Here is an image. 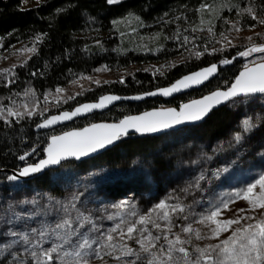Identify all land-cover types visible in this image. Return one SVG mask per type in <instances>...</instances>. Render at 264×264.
Wrapping results in <instances>:
<instances>
[{
  "label": "trees",
  "instance_id": "obj_1",
  "mask_svg": "<svg viewBox=\"0 0 264 264\" xmlns=\"http://www.w3.org/2000/svg\"><path fill=\"white\" fill-rule=\"evenodd\" d=\"M203 4L211 8L199 10ZM248 7H253L255 14L264 19V0H119L116 4H108L107 0H41L28 7H24V0H0V55L16 44L35 48L24 61L0 69L10 70L0 75V109L4 110V118H0V168L21 169L37 162L44 156L50 137L70 128L119 121L153 108L180 107L191 99L229 87L247 62L237 53L251 44L264 42V38L256 35L249 43L226 41L237 28L253 29L250 25L254 21L240 11ZM201 19L205 23L201 24ZM193 28L197 31H192ZM263 28L264 25L257 24L254 29L264 33ZM185 36L189 38L187 44L183 43ZM196 52L203 55L197 58ZM225 59L232 63L221 64ZM213 63L219 64V73L213 80L171 100L156 97L121 102L69 125L38 130L49 115L82 102L97 100L107 93L133 95L153 91ZM103 66L108 70L95 71ZM103 74L111 75L107 83H93L67 98L54 97L57 88L72 90L85 80L81 76L95 78ZM263 99L264 94L236 99L213 111L200 125L162 135L122 137L113 148L92 158L65 162L60 169L71 167L84 175L97 173L100 168L123 172V175L97 176L91 184L98 190V196L114 189L118 190V196L128 190L140 212L147 211L170 192L200 212L218 193L241 187L264 172V119L258 129L246 135L239 121L242 109L237 107L238 102L254 104ZM262 104L258 106L264 115ZM9 107L24 113L23 118L7 116ZM29 111L34 114L28 116ZM237 132L244 137L240 143L233 139ZM30 152H33L30 158L20 159ZM225 167L229 168L227 173L213 178L214 171ZM201 172L206 177L200 181L202 191L192 188L189 193L182 192ZM56 173L57 170H52L32 181L18 182L9 180L11 175L2 172L0 199L27 185L62 195ZM195 201L202 204H194Z\"/></svg>",
  "mask_w": 264,
  "mask_h": 264
},
{
  "label": "snow or ice",
  "instance_id": "obj_2",
  "mask_svg": "<svg viewBox=\"0 0 264 264\" xmlns=\"http://www.w3.org/2000/svg\"><path fill=\"white\" fill-rule=\"evenodd\" d=\"M118 2L119 0H107L108 4ZM232 7L239 8V5ZM205 8H211V6L203 4L199 10ZM240 11L247 13L254 21L250 25L251 28L254 29L257 24L264 25V19H260L255 14L253 7L240 9ZM135 19L139 20V17H135ZM114 23L117 22L114 21ZM203 23L205 21L201 19V24ZM199 30L203 31L202 28ZM207 30L211 33L212 27ZM192 31H197V28H193ZM236 31H240V29L237 28ZM220 35L227 39L223 33ZM255 35L264 38V33H255ZM36 39L39 40L40 37L38 36ZM247 39L251 42L253 37L250 36ZM188 41L189 38L185 36L183 43L187 44ZM26 50L34 52L35 48ZM215 51H224V49H213V52ZM253 53H264V44H251L245 51H240L237 55L247 58ZM201 55H203L202 52L195 53L197 58ZM259 61L245 63L243 70L239 72L234 83L226 91L217 90L200 100L182 104L179 111L175 108H168L145 112L139 116H125L118 123L92 124L80 130L65 132L59 136L54 135L44 149L47 157L36 164L23 168L19 175L28 176L39 173L49 166L60 165L62 161L70 158L80 160L112 145L121 137L126 136L130 129L138 133L158 132L187 121L201 120L212 107L237 96L248 97L257 93L264 94V55L259 57ZM220 63L230 64L232 60L225 59ZM216 68L217 65L212 64L211 67L183 77L170 88L159 91L168 96L182 88L200 84L212 76ZM107 70V66H103L95 71ZM8 71L10 70L4 69L0 71V75ZM81 79L91 80L92 78L81 76ZM94 82L100 83L99 80ZM120 82L123 83V79ZM63 91L62 88L56 89L57 93ZM156 94L150 92L146 95ZM73 98L69 97V99ZM140 98L139 96L131 97V99ZM119 99L121 98L118 96H102L98 103L83 104L72 112L65 111L59 116H51L38 127H48L61 120H71L81 113L102 109L112 101ZM6 111L7 116L10 117L20 116L23 118L24 116V113L14 111L11 107ZM33 114L31 111L27 113L28 116ZM0 118H4L3 109H0ZM260 122L259 116H257L256 122H253L251 117L243 119L241 121L243 133H251L260 127ZM243 138L240 132L235 133L233 137L236 143H240ZM20 159L24 160L25 157L21 156ZM197 162L198 160L193 161V163ZM228 171L227 167L217 169L213 172V178L218 179ZM17 178L15 175L8 177L9 180ZM205 178V174L201 172L195 178L194 183H189L181 191L189 193L192 188L202 191L200 181ZM80 195L73 194L65 201L49 196L48 205L44 209L29 212L26 215L13 212V206L10 204L8 211L12 213V219L7 220L9 224L40 215L47 217L53 210H55L56 219L54 222L45 219L39 223L38 227L22 232L9 229L3 235L12 239L7 243L0 244V256L20 245L27 256L21 259L20 255L12 252V260L8 264H13V261L15 264H29V261L31 264H93L94 260L100 261L101 264H108L105 257L114 259L117 264H264V172H261L258 178L241 187L218 193L215 198L207 201V206L203 207L200 212H196L193 205L184 204L174 192H170L144 212L138 211L135 204L129 205L127 200L120 201L112 207L117 210L126 206L130 207L131 211L127 214L129 218L125 219L120 211L102 216L100 219L109 221L120 218L118 223L107 229H103V226L93 218L94 210L88 209L85 214V211L78 207ZM239 200L245 201L248 207L241 209L230 207ZM21 203L36 205L38 202L33 199ZM194 204H202V202L195 201ZM100 211L107 212V208H102ZM229 211L233 212L231 217L226 215V212ZM194 224L200 225V227H194ZM226 233L227 235H225ZM205 240L217 242L203 246L194 243V241ZM127 241H132L138 247H134ZM46 244L49 246L45 247Z\"/></svg>",
  "mask_w": 264,
  "mask_h": 264
},
{
  "label": "rangeland",
  "instance_id": "obj_3",
  "mask_svg": "<svg viewBox=\"0 0 264 264\" xmlns=\"http://www.w3.org/2000/svg\"><path fill=\"white\" fill-rule=\"evenodd\" d=\"M41 0H24V7L33 6L36 4H39ZM258 29H251V30H240L234 33L232 37L227 39L226 41L229 43L231 41V44H239L241 42L249 43L250 41L247 39L248 37H255V33H258ZM264 32V28H263ZM252 39V40H253ZM264 43V42H263ZM259 43V44H263ZM28 48H34V46H29L25 43L16 44L14 45L10 50L1 53L0 55V69L3 66H6L8 64L14 65L17 63H20L24 61L26 58L31 56L34 52H29L26 49ZM264 55V53H253L250 57H247V62L249 61H259V57ZM111 78V75L109 74H103L98 75L95 78H92L91 80L85 79L81 80L76 86L72 88V90H69L68 88H62L64 89L63 92L56 93L54 97L56 99H63L67 98L68 96L77 94L80 91H83L91 86V84L95 83L94 81L99 80L100 83L107 81ZM240 99V98H238ZM236 100V99H235ZM234 100V101H235ZM261 101V103H260ZM256 101L254 104H249L244 102L243 104H240L242 102L237 103V107L239 109H242V112L240 114V123L243 119L251 117L253 122H256L257 116H259L262 119H264V115L261 111V108H259L260 104L264 105V99L263 101ZM259 102V103H258ZM259 104V106H258ZM256 105V106H255ZM258 107V108H257ZM261 123V122H260ZM259 128V127H258ZM257 128V129H258ZM250 134V133H247ZM246 134V135H247ZM80 171L76 170L75 168L71 167H65L63 169H58L56 176V182L57 184H60V189H62V195L61 193L52 194L48 191L37 189L34 185H27V186H21V189L19 191H12L7 196L0 199V217H3V219H0V244L7 243L11 237L3 235V233L7 232L9 229L15 230V231H25L31 228H35L39 226V223L45 219H47L49 222H54L56 219V213L55 210L48 215L47 217L40 215L35 216L32 219H24L20 220L15 223H7V220L12 219V213L8 211V207L11 204L12 211L21 213L22 215H26L29 212H36L38 210L44 209L48 205V197H54L56 200L65 201L73 196V194H82L80 195V201L78 203V207H81L83 211H85V214H87L88 209L94 210L92 212L93 218L96 219L97 223L99 225L103 226V229H107L109 227H112L115 223L119 222V217L115 221H109L106 219H100L102 216H105L109 213H116L117 211H120L121 215L127 219L128 212L131 211V208L126 206L123 209L117 210L116 208L112 207V205H115L119 203L120 201H129V205L135 204L137 208V204L135 203L133 197V193H129L128 190H125L126 192L122 191L123 193H120L117 196V191L114 189L113 191H108L110 193L102 194L98 196V190L93 187L94 184H91L97 176L102 175L101 177L110 176V175H123L124 173L121 171L116 170H102V168L98 169V172L96 173H90L87 174H81ZM84 180L85 182H83ZM19 184H16L18 186ZM35 199L38 203L36 205H33L32 203H21L22 201H32ZM87 202V203H85ZM233 209H241V208H247L248 205L245 201L239 200L234 205H230ZM107 208V212H102L100 209ZM226 215L228 217H231L233 215V212L229 211L226 212ZM134 219V218H132ZM194 227H200V225H193ZM117 235V234H114ZM227 235V233L225 234ZM118 238V236H117ZM223 238V237H221ZM129 244H133L132 241H127ZM217 241H194L196 244H200L201 246L208 244V243H216ZM49 245H45V247H48ZM134 247H138V245H134ZM191 248V246H189ZM12 252L17 253L20 255L21 259H24L27 254L24 253L23 247L20 245H17L14 247L10 252H6L3 256H0V264H8L9 261L12 260ZM106 260H108V264H117V262L110 258L105 257ZM131 259V258H128ZM13 264H15V261H13ZM29 264H31V261H29ZM93 264H101L100 261L94 260Z\"/></svg>",
  "mask_w": 264,
  "mask_h": 264
},
{
  "label": "water",
  "instance_id": "obj_4",
  "mask_svg": "<svg viewBox=\"0 0 264 264\" xmlns=\"http://www.w3.org/2000/svg\"><path fill=\"white\" fill-rule=\"evenodd\" d=\"M263 44H264V43H263ZM258 62H260V61H258ZM213 64H216V65H217L216 71H215V73H214L212 76H210L207 80L203 81V82L200 83V84H193V85L190 86V87L182 88L180 91H178V92H173L171 95L165 96V95L161 94L159 90H160V89H164V88H170L174 83H176L178 80L182 79L183 77H185V76H189V75H192L193 73L199 72V71H201V70L204 69V68L211 67L212 64H210V65H208V66L201 67V68H199V69H197V70H195V71H192V72H190V73H188V74H185V75H183L182 77L178 78V79H177L175 82H173L172 84H170V85H168V86H164V87L158 88V89H155V90H153V91H149V92H145V93H140V94H133V95H119V94H114V93H107V94H104V95H102V96H118V97H120L121 99H119V100H115V101H112L111 103L107 104L106 107H104V108H102V109H93L91 112H84V113H81L80 115H77V116L73 117L71 120H61V121H58L56 124L50 125V126H48V127H38V130H39V131L53 130V129H56V128L61 127V126L69 125V124H71V123H74V122H75L76 120H78V119H83V118L88 117V116H90V115H92V114H95V113L105 112V111H107L108 109H110L111 107H113V106H115V105H117V104H119V103H121V102H140V101H144V100H146V99H151V98H156V97H161V98L166 99V100H171V99L177 97L178 95H182V94H185V93L191 92V91H193V90H195V89H199V88L205 86V85H206L207 83H209L211 80H213V79L218 75V73H219V64H218V63H213ZM250 66H251V65H250ZM242 70H243V69H242ZM242 70H241V71H242ZM234 81H235V80H234ZM234 81H233V83H234ZM230 86H231V85H230ZM230 86H229V87H230ZM227 88H228V87H227ZM227 88L216 89V90H214V91H212V92H209V93H207V94H205V95H202V96H200V97H197V98L191 99V100H189V101H187V102H185V103H183V104L190 103V102L193 101V100H200V99H202L203 97L208 96V95H210L211 93H213V92H215V91H217V90H219V91H226ZM150 92H155V93H157V94H156V95H146L147 93H150ZM257 94H259V93H257ZM102 96H100V97H102ZM136 96H139V97H141V98H140V99H131V97H136ZM100 97H99L97 100H94V101H85V102H82V103L76 105L75 107H73V108H71V109H65V110H62V111H60V112H58V113L51 114V115H49L46 119H49L51 116H59V115H61V114H62L63 112H65V111H67V112H72V111H74L77 107H80V106L83 105V104L98 103L99 100H100ZM242 97H245V96H243V95H241V96H237V97L232 98V99H230V100H228V101H226V102L220 103L219 105H215V106L212 107V109L207 113V115H205L201 120H198V121H187V122H184V123H182V124H180V125H175V126H173V127H171V128L164 129V130H161V131H158V132H154V133H138V132H136L135 130L130 129L129 132H128V134H127L126 136H129V135H137V134L162 135V134H164V133H167V132H170V131H175V130H178V129H182V128H185V127H189V126H193V125H200V124H202V123H203V122L209 117V115H210L213 111H215V110H217V109H219V108H221V107L227 106V105H229L232 101H234L235 99L242 98ZM168 108H175V109H177V111H179V108H180V107H176V106H168V107H161V108H153V109H149V110H146V111H143V112H140V113L130 114V115H127V116H139V115H142V114L145 113V112H152V111H157V110H164V109H168ZM123 118H124V117H123ZM123 118H122V119H123ZM46 119H44V120H46ZM44 120H43L40 124H42V123L44 122ZM119 121H120V120H119ZM119 121H112V122H111V121H110V122H108V121H99V122H94V123H92V124H100V123L111 124V123H118ZM40 124H39V125H40ZM92 124L86 125V126H84V127L70 128V129H68V130H65V131H63V132H60V133H57V134H54V135L59 136V135H62L63 133H65V132H70V131L80 130V129H83V128H85V127H89V126L92 125ZM54 135H52V136H54ZM52 136H51V137H52ZM51 137H50V139H49V143L51 142ZM123 137H125V136H123ZM121 138H122V137H121ZM121 138H120L118 141H115L112 145H109V146H107L106 148L101 149V150H99V151H97V152H95V153H92V154H90V155L87 156V157H83V158L80 159V160H84V159H87V158L95 157V156H97V155H99V154L105 152L106 150H109V149L113 148L114 146H116V145L120 142ZM49 143H48V144H49ZM46 147H47V146H46ZM32 155H33V152H30V153L25 154L24 157H25V159H28V158H30ZM46 157H47V153L44 152V156H43L41 159H45ZM41 159H39L37 162H34V163H30V164L25 165V166H23L21 169H6V168H0V173H2V172H7V173H9L11 176L15 175V176L18 177L15 181H18V182H27V181H32V180L36 179L37 177H39V176L45 174V173L48 172V171H52V170L54 171V170H58V169H60V168L62 167V165H63L65 162L75 160V159H73V158H70V159H68V160H66V161H62L60 165L49 166V167L43 169V170H42L41 172H39V173L29 174L28 176H20V175H19L20 171H21L23 168L27 167L28 165L36 164V163H38ZM80 160H77V161H80Z\"/></svg>",
  "mask_w": 264,
  "mask_h": 264
}]
</instances>
